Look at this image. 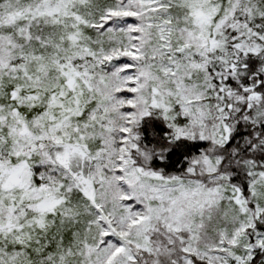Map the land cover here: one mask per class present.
Returning <instances> with one entry per match:
<instances>
[{"label": "snow or ice", "instance_id": "snow-or-ice-1", "mask_svg": "<svg viewBox=\"0 0 264 264\" xmlns=\"http://www.w3.org/2000/svg\"><path fill=\"white\" fill-rule=\"evenodd\" d=\"M0 264H264V0H0Z\"/></svg>", "mask_w": 264, "mask_h": 264}]
</instances>
